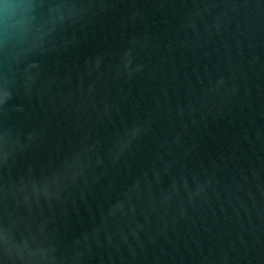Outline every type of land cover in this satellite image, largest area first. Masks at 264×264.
Listing matches in <instances>:
<instances>
[{
	"label": "water",
	"instance_id": "obj_1",
	"mask_svg": "<svg viewBox=\"0 0 264 264\" xmlns=\"http://www.w3.org/2000/svg\"><path fill=\"white\" fill-rule=\"evenodd\" d=\"M0 264H264V0H0Z\"/></svg>",
	"mask_w": 264,
	"mask_h": 264
}]
</instances>
